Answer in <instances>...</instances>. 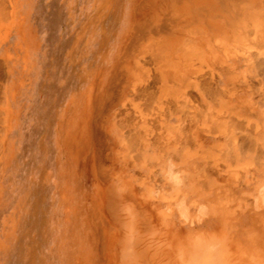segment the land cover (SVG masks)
Listing matches in <instances>:
<instances>
[{
	"label": "bare ground",
	"instance_id": "1",
	"mask_svg": "<svg viewBox=\"0 0 264 264\" xmlns=\"http://www.w3.org/2000/svg\"><path fill=\"white\" fill-rule=\"evenodd\" d=\"M98 2L84 19L69 8L68 36L53 7L50 36L58 65L85 36V12L112 19L76 45L98 54L71 140L100 181L112 178L93 211L104 264H264V0ZM18 4L0 0V40L21 32ZM7 73L0 61V172Z\"/></svg>",
	"mask_w": 264,
	"mask_h": 264
},
{
	"label": "rangeland",
	"instance_id": "2",
	"mask_svg": "<svg viewBox=\"0 0 264 264\" xmlns=\"http://www.w3.org/2000/svg\"><path fill=\"white\" fill-rule=\"evenodd\" d=\"M54 1L19 0L22 29L8 40L5 86L14 119L0 172V264H104L97 237L99 219L93 211L98 186L112 178L100 181L87 162L90 150L85 156L71 140L83 109L79 105L83 87L91 80L98 54L82 57L76 45L83 46L98 28L110 29L112 19L85 12V36L72 40L57 65L51 53L52 9L57 5L63 10L68 31L60 26L56 33L68 36L78 27L69 8L73 5L77 19H84L82 7L86 4L89 11L95 0ZM106 40L104 36L103 51ZM122 108L121 104L113 108L111 118ZM91 132L87 137L94 143ZM118 145L119 151L125 150L121 142ZM112 162L106 159L107 168ZM136 170L130 166L128 173Z\"/></svg>",
	"mask_w": 264,
	"mask_h": 264
},
{
	"label": "crops",
	"instance_id": "3",
	"mask_svg": "<svg viewBox=\"0 0 264 264\" xmlns=\"http://www.w3.org/2000/svg\"><path fill=\"white\" fill-rule=\"evenodd\" d=\"M10 37L8 39L6 38L4 40H0V61H3L5 63V69L6 70H7L8 55H9L8 40L10 39Z\"/></svg>",
	"mask_w": 264,
	"mask_h": 264
}]
</instances>
